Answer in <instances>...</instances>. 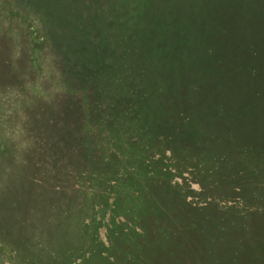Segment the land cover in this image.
Segmentation results:
<instances>
[{"label": "rangeland", "instance_id": "obj_1", "mask_svg": "<svg viewBox=\"0 0 264 264\" xmlns=\"http://www.w3.org/2000/svg\"><path fill=\"white\" fill-rule=\"evenodd\" d=\"M0 59V264H264V0H0Z\"/></svg>", "mask_w": 264, "mask_h": 264}, {"label": "trees", "instance_id": "obj_2", "mask_svg": "<svg viewBox=\"0 0 264 264\" xmlns=\"http://www.w3.org/2000/svg\"><path fill=\"white\" fill-rule=\"evenodd\" d=\"M1 62H2V61H1V59H0V75H1L2 73L4 74V72L7 73L6 70H2ZM8 66H9V61H7V66H6V67H8ZM6 67H4V68H6ZM9 67H10V66H9ZM9 67H8V68H9ZM8 68H7V69H8ZM0 78H1V76H0ZM98 179H99L98 181H102V182H103L102 184L105 185V188H106V185H108L107 180H106L105 178H101V177L98 178ZM82 186H83V185H82ZM89 188H90V187H89ZM105 196H106V198H109L108 195L105 194Z\"/></svg>", "mask_w": 264, "mask_h": 264}]
</instances>
